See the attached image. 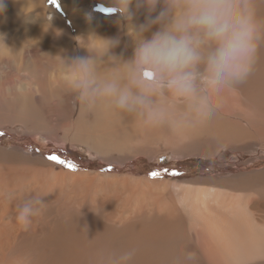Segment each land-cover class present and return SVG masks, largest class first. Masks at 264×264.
<instances>
[{"label": "rangeland", "instance_id": "1", "mask_svg": "<svg viewBox=\"0 0 264 264\" xmlns=\"http://www.w3.org/2000/svg\"><path fill=\"white\" fill-rule=\"evenodd\" d=\"M72 1L44 0L49 10L46 13L49 25L44 29L34 20L36 12L43 15L41 9H29L39 7L41 0H5V11L0 15V41L16 47L18 53L12 61L0 57V133H3L0 135V149L49 162L57 172L69 170L74 173L159 180L169 185L175 182L178 188L170 186L167 189L174 195L177 204L188 195L190 188L212 190L214 200L238 198L243 206L245 221L241 225H234L231 232L224 235L220 240L223 242L220 250L223 251L211 252L214 256L212 262L252 264L256 261L264 264V126L258 127L253 117L256 108L251 99H254L246 96L251 88L256 90L257 96L264 95V69L259 76L257 59L251 74L243 82L223 88L226 92L222 90L214 98L220 102L221 108L225 106L224 99L237 103L233 111L226 108L235 117L214 116L240 124L242 130L235 141L225 142L224 147L218 151L216 147L211 152L197 142L195 147H177V142L171 137L173 127L170 126L166 132L159 133L157 138L160 141L150 142L153 145L151 148H148V143L132 137L133 134L127 147L129 135L116 122L129 113L118 109L107 111L108 103L105 102L91 109L82 105L66 87L60 68V48L49 39L62 37L68 41L72 52L88 55L87 49L92 46L87 42L88 34L94 31L99 15L101 38L119 39V45L111 51L115 50L119 57L129 59L133 55L135 42L129 35L128 21L114 13L110 0H87L81 2L82 7L85 6L83 11L75 6L65 11L62 2ZM255 6L258 17L264 19V0H255ZM131 9L135 12L133 23H143L146 9L137 10L135 0ZM86 10L87 17L81 18L86 21V26H83L80 19H74L73 15L80 18L78 13ZM15 19L16 25L25 23L35 24L36 27H22L12 32L9 22ZM96 35L99 36V32ZM260 53L259 49L256 57ZM168 104L177 113L182 110L178 101L170 99ZM239 108L245 110H237ZM104 120L110 125L99 129V123ZM111 132L115 133L114 137ZM92 134L103 136L105 146L99 149L87 145L85 142ZM202 138L197 136V140ZM148 150L153 155L145 153ZM120 151L125 152L123 157L119 156ZM50 155L76 164V170L49 160ZM153 172L159 173V176L153 178ZM192 226V230L200 233L199 227Z\"/></svg>", "mask_w": 264, "mask_h": 264}, {"label": "bare ground", "instance_id": "2", "mask_svg": "<svg viewBox=\"0 0 264 264\" xmlns=\"http://www.w3.org/2000/svg\"><path fill=\"white\" fill-rule=\"evenodd\" d=\"M74 2H77L76 5ZM81 2L88 1L62 2L63 9L69 11L75 6L83 11L85 6L82 7ZM29 9H41L43 15L36 12L34 20L46 29L49 25L46 13L49 10L44 0H41L39 7ZM78 14L80 18L74 15L73 18L80 19L79 22L86 26V21L81 18L87 17V10ZM9 24L12 32L22 27H36L35 24L16 25V19ZM96 32H99V36ZM49 41L60 48L61 57L78 55L76 51H71L68 41L62 37L55 36L54 40ZM87 42L92 45L88 47L89 50L102 52L105 49L99 15ZM18 46L21 47V43ZM259 49L261 53L256 59L261 76L264 69L262 43ZM17 53L16 47L0 41V57L12 61ZM110 54L119 57L115 50ZM118 71V68H111L107 63L100 66L101 74ZM223 91L226 92L225 89ZM246 96L254 99H251L256 108L253 117L258 127L264 126V95L257 96L256 90L251 88ZM223 101L225 106L221 108L220 102L214 100L215 113L212 112L208 119L189 128L182 127L183 130L173 127L171 137L177 142V147H195L197 142L211 152L216 147L217 151L224 147L225 142L235 141L242 130L240 124L214 117L218 114L235 117L226 108L233 111L237 103L231 99ZM114 109L108 104L107 111ZM116 123L129 135L127 147L133 134L132 137L148 143V148H151L153 145L150 142L160 141L157 138L159 133L166 132L170 127L146 126L132 114H127ZM109 125L104 120L98 127L101 129ZM111 134L115 136L114 132ZM197 136L205 138L197 140ZM85 143L99 149L105 146L103 136L94 134ZM145 153L153 155L150 150ZM124 155L125 152H119L120 157ZM170 186L175 189L179 187L175 182L169 185L159 180L74 173L69 170L57 172L49 162L0 149V264H106L107 257L129 249H135L130 264H189L185 260L187 252L195 253L193 264H217L212 262L214 256L211 252L223 251L220 250L223 243L220 240L231 232V227L245 221L241 202L238 198L214 200L212 190L190 188L188 195L177 204L174 195L167 189ZM34 194L42 196L45 205L40 214L33 218L32 226L23 230L15 219L16 206ZM192 224V227L200 228L201 234L192 230ZM252 264L261 263L254 261Z\"/></svg>", "mask_w": 264, "mask_h": 264}, {"label": "clouds", "instance_id": "3", "mask_svg": "<svg viewBox=\"0 0 264 264\" xmlns=\"http://www.w3.org/2000/svg\"><path fill=\"white\" fill-rule=\"evenodd\" d=\"M133 2L110 0L114 13L128 21L132 57L110 54L117 38L104 40L102 52L87 49L88 55L61 57L66 87L86 108L105 102L150 127L179 128L208 119L223 88L251 74L264 42V19L255 0H135L137 10L146 9L143 23H133ZM5 7L0 0V15ZM105 62L119 71L101 74ZM170 99L182 105L180 112L169 107ZM44 205L34 194L16 206L23 230ZM134 256L135 249H129L107 257L106 264H130ZM195 259V253L185 254L189 264Z\"/></svg>", "mask_w": 264, "mask_h": 264}, {"label": "snow or ice", "instance_id": "4", "mask_svg": "<svg viewBox=\"0 0 264 264\" xmlns=\"http://www.w3.org/2000/svg\"><path fill=\"white\" fill-rule=\"evenodd\" d=\"M0 135H3V133H0ZM48 159H49V160H52V161H55V162H57V163L63 164V165H65L66 167H68L70 170H73V171H75L76 168H77L76 164H74V163H72V162H69V161L61 160V159H60L58 156H56V155H50V156L48 157ZM151 176H152L153 178H155V177L159 176V173H157V172H153V173H151Z\"/></svg>", "mask_w": 264, "mask_h": 264}]
</instances>
